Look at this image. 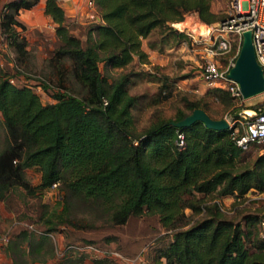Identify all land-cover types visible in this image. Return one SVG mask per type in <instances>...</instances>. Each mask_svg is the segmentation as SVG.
<instances>
[{"label": "trees", "instance_id": "16d2710c", "mask_svg": "<svg viewBox=\"0 0 264 264\" xmlns=\"http://www.w3.org/2000/svg\"><path fill=\"white\" fill-rule=\"evenodd\" d=\"M37 1L3 2L0 35L7 44L17 43V27L25 28L16 18L19 9H29ZM94 2L102 20L91 25L97 34L93 41L91 30L85 39L70 31L68 15L58 0H45L44 5L56 24L58 53L71 58L69 73L87 87L85 96L40 81L53 99L43 103L32 86L12 81L0 65V115L5 127V144L0 149V200L15 183L42 193L56 188V182L61 189L63 180L66 188L100 201L114 224L142 213L156 214L160 224L172 231V238L158 253L165 264H264V237L260 236L264 213H246L236 221L226 216L221 203L226 196L239 199L250 190L264 192V154L252 167L242 168L239 161L245 149L236 144L231 129L208 128L201 121L174 126L171 121L188 114L184 110L173 119L159 120L144 132H136L131 112L136 96L126 89L127 74L108 80L99 69L102 60L121 67L136 55L146 56L141 38L157 27H169L190 40L171 25L182 22L188 11H196L200 22L206 23L226 14L214 12L211 0ZM210 90L233 98L225 88ZM187 106L190 111L200 107L207 112L199 101H188ZM179 132L184 134L182 149L177 144ZM27 167L39 172L34 186L23 183ZM53 221L49 215L45 231L55 228ZM23 232L27 249L15 251L12 264L44 262L33 254L52 252L51 245L45 247L47 236L36 240ZM27 256H32L30 261Z\"/></svg>", "mask_w": 264, "mask_h": 264}, {"label": "rangeland", "instance_id": "374dc122", "mask_svg": "<svg viewBox=\"0 0 264 264\" xmlns=\"http://www.w3.org/2000/svg\"><path fill=\"white\" fill-rule=\"evenodd\" d=\"M4 1L8 0H0V12ZM89 1L87 5L91 9L87 18L83 16L80 19V15L67 17L71 32L85 39L91 30L90 41H93L97 34L91 25L100 23L102 17L94 0H91L92 4ZM39 2L32 7L41 14V19H46L45 11L38 8ZM211 8L218 15H225L229 0H211ZM24 12L25 9H19L16 14L25 27H17L20 34L16 44H7L4 35H0L1 67L9 72L12 81L32 86L43 103L53 99L43 90L40 81L47 82L54 89L61 85L80 97L85 96L87 87L69 73L71 58L58 53L60 41L54 34L55 22L52 21L50 28H41L25 22ZM182 20L180 23L195 31L203 28L196 11L186 12ZM193 35L198 39L201 37L199 34ZM188 36L190 40L174 34L169 27H157L141 38V49L146 56L136 55L121 67L112 66L109 60L99 63L102 76L108 80L127 74L126 89L136 96V102L131 107L136 132H144L159 120L173 119L179 110L191 112L187 102L192 100L199 101L214 118L231 119L242 107L238 105V100L223 97L221 91H211L212 87L201 79V43L194 42V37ZM243 103L246 108L264 107V96L256 94L245 98ZM4 144L5 127L0 115V149ZM262 153L264 145L253 143L243 151L239 165L242 168L252 167ZM24 171L23 183L34 186L39 182L40 175L35 167H27ZM60 182L61 189L56 182V188L42 193L39 189L29 191L22 183H15L7 191L6 197L0 200V264H12L17 255L15 251L27 249L28 239L24 238L23 231L36 240L45 234L46 249L52 246V255L48 252L44 255L33 254L36 258L44 259V262L30 261L32 256H27L29 264H165V259H158V253L172 238V231L160 224L156 214L142 213L130 216L123 224H114L110 220L109 210L100 201L66 188L63 180ZM221 203L226 216L239 221L246 213H264V192L250 190L239 199L226 196ZM186 212L190 213V210ZM59 214L62 219H59ZM49 215L56 225L54 229L45 231ZM187 225L189 223L178 227ZM260 229V236L264 237V221ZM7 230L9 240L3 242L1 236ZM112 251L118 252L120 257L112 255ZM135 253L140 255L136 258Z\"/></svg>", "mask_w": 264, "mask_h": 264}, {"label": "built area", "instance_id": "2783aa9c", "mask_svg": "<svg viewBox=\"0 0 264 264\" xmlns=\"http://www.w3.org/2000/svg\"><path fill=\"white\" fill-rule=\"evenodd\" d=\"M89 4H92L91 0ZM203 23L208 28L205 33H199L200 39L192 32H186L194 37V42L201 43L203 54V62L200 64L201 79L211 87L227 89L233 98L238 100V105L242 106L238 110V116L227 119L236 144L243 149H247L253 143L264 145V107L254 109L248 106L247 108L253 112L249 113L244 107L245 98L242 96L239 83L228 76L229 69L240 50L243 33L249 31L256 60L261 66L264 78V0H229V8L224 18L213 23ZM171 25L179 29L174 25V21ZM259 94L264 96V85ZM177 144L180 149L185 145L182 132L178 133ZM55 184L53 183V186ZM1 239L3 242L8 241V230ZM111 254L120 257L118 252L112 251ZM139 255L140 253L135 257Z\"/></svg>", "mask_w": 264, "mask_h": 264}, {"label": "water", "instance_id": "95a60500", "mask_svg": "<svg viewBox=\"0 0 264 264\" xmlns=\"http://www.w3.org/2000/svg\"><path fill=\"white\" fill-rule=\"evenodd\" d=\"M228 76L239 83L244 98L259 94L263 90V71L256 60L252 35L249 31L243 33L240 50L234 64L229 69ZM234 116H238V110L234 113ZM197 121H201L208 128L216 130L230 127L226 118H214L200 107L194 108L182 119L171 121V123L177 127H187Z\"/></svg>", "mask_w": 264, "mask_h": 264}, {"label": "crops", "instance_id": "0c3cea01", "mask_svg": "<svg viewBox=\"0 0 264 264\" xmlns=\"http://www.w3.org/2000/svg\"><path fill=\"white\" fill-rule=\"evenodd\" d=\"M58 1L61 4V6L65 9L66 14L70 17L71 16L76 17L77 15H80L79 17L81 19L83 18V16L87 18L88 17L87 15L90 14L88 11L91 8L90 9L88 8V5H87L88 0H58ZM44 5H45V0H40L38 8H41L44 10ZM45 16L48 19L47 18L41 19V14H39V12L33 7L29 9H25V12L23 13V19L25 18L24 20H26L25 22L37 25L41 28H48V27L50 28V25H52V19L48 17L46 14Z\"/></svg>", "mask_w": 264, "mask_h": 264}, {"label": "bare ground", "instance_id": "6f19581e", "mask_svg": "<svg viewBox=\"0 0 264 264\" xmlns=\"http://www.w3.org/2000/svg\"><path fill=\"white\" fill-rule=\"evenodd\" d=\"M195 17H196V15H195ZM174 25H175L176 27H178L179 29L187 30V31L192 32V33H194V34L205 33V32L207 31V28H208L204 23H203V28H202V30H200V31H195V30H193L192 28L183 25V23H178V24H174ZM246 109H247V111H248L249 113H253L252 110H251L250 108H246Z\"/></svg>", "mask_w": 264, "mask_h": 264}]
</instances>
